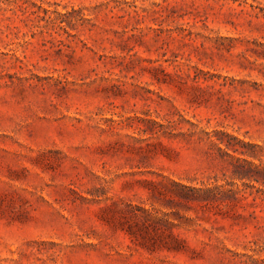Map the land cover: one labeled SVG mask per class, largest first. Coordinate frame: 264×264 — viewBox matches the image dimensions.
I'll return each instance as SVG.
<instances>
[{"label":"rangeland","instance_id":"1","mask_svg":"<svg viewBox=\"0 0 264 264\" xmlns=\"http://www.w3.org/2000/svg\"><path fill=\"white\" fill-rule=\"evenodd\" d=\"M0 264H264V0H0Z\"/></svg>","mask_w":264,"mask_h":264}]
</instances>
